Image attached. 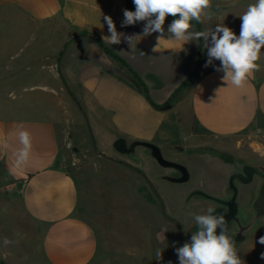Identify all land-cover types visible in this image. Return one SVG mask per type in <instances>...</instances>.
<instances>
[{
    "label": "crops",
    "instance_id": "crops-1",
    "mask_svg": "<svg viewBox=\"0 0 264 264\" xmlns=\"http://www.w3.org/2000/svg\"><path fill=\"white\" fill-rule=\"evenodd\" d=\"M254 2L211 0V18L200 26L193 21L192 31L225 24L239 35V16ZM124 9L134 11L133 0H0V264H158L157 249L163 250L164 264H179L175 249L190 241L193 231L179 235L173 222L185 220L174 214L175 198L160 184L175 171L160 166L142 146L133 157L119 153L114 148L119 138L157 145L190 174L196 159L223 164L227 171L217 182L203 171L205 181L192 186L217 197H226L234 170L226 154L263 167L264 55L249 83L227 85L223 70L217 71L219 60L205 67L209 57L202 39L182 48L162 40L154 51L159 34L143 36L146 21L121 27ZM104 15L111 16L118 33L141 34L132 48L123 37L116 45L102 40L110 35ZM172 19L163 26L166 40ZM201 49L199 75L188 82ZM169 101L168 110L155 107ZM19 125L33 137V155L23 169L14 167V152L22 147L15 135ZM91 134L99 154L87 153ZM260 183L254 177L241 187L244 204L248 190L255 202ZM150 185L166 206L165 232L157 229L161 208ZM187 192L179 194L184 208L199 205L205 214L214 206L199 196L185 202ZM111 199L112 216L106 208ZM95 200L104 206L91 218ZM129 203L136 212L123 211ZM129 222L142 230L131 245L119 232ZM254 237L256 242L250 231L236 245L246 264H254L251 252L264 253L259 234Z\"/></svg>",
    "mask_w": 264,
    "mask_h": 264
},
{
    "label": "clouds",
    "instance_id": "clouds-1",
    "mask_svg": "<svg viewBox=\"0 0 264 264\" xmlns=\"http://www.w3.org/2000/svg\"><path fill=\"white\" fill-rule=\"evenodd\" d=\"M133 4L134 11L124 9L121 27L146 21L142 35L146 37L152 33L159 34L154 51L162 40L180 42L182 48L189 41L202 39L209 57L205 67L212 64L213 59L219 60L221 68L217 71L223 70V82L235 87H243L249 83L253 73L260 70L261 66L256 62L264 55L261 51L264 48V0H255L239 16V35L225 24H217L214 30L209 28L192 31L193 21L202 24L205 17L211 18V0H133ZM169 16L173 19L168 26L170 35L166 40L163 26ZM103 20L110 34L102 36L106 43L120 44L123 37L132 48L133 42L141 35L126 36L124 33H118L111 16L104 15ZM209 38L211 47L208 46ZM141 54L144 55L143 52ZM18 129L15 135L22 147L14 152V167L23 169L33 155V137L23 125H19ZM4 147H8L7 142ZM215 210L214 207H208L205 214H192L197 226L196 231L192 233L190 241L175 249L179 264H246L239 256L233 236L229 234L225 214L213 215ZM258 243L264 244V236L259 237ZM162 253L163 250H156L157 261L163 260ZM260 258L264 259V253H261ZM168 264H171V261Z\"/></svg>",
    "mask_w": 264,
    "mask_h": 264
},
{
    "label": "rangeland",
    "instance_id": "rangeland-1",
    "mask_svg": "<svg viewBox=\"0 0 264 264\" xmlns=\"http://www.w3.org/2000/svg\"><path fill=\"white\" fill-rule=\"evenodd\" d=\"M92 139V138H91ZM95 146H96V142H95ZM97 148V147H96ZM94 151V142H88L87 143V153L88 154H92ZM225 159L228 160L229 162L232 163H237L239 160L240 162H248L249 164H251V158L250 159H242L239 157H236L232 154H226ZM239 159V160H238ZM173 161V160H171ZM225 162V160H223ZM222 161V162H223ZM175 162V161H174ZM195 166L192 168V178H190V180L186 183H181L180 185L174 184L172 182L169 181H160L161 186L164 187V190L169 193L171 196H173L174 199V214H176V216H179L181 219H184V223L183 222H177L175 221V223H177L180 226V230H179V235L182 236L183 232L185 230L191 232L193 231L194 226L196 225L194 220L192 219V214H201L202 212V206L199 205H192L189 208H184V205L182 203V198H180L181 195H179L181 193V190L184 191H188L187 192V196L185 199V202L188 201V199L190 198L191 194L195 191V190H202L204 192H207L201 188H193L192 186H195L197 184H199L202 180L205 181V178H203L204 174L203 171H205L206 173V178L211 181V182H217L221 177H224L226 170V167L219 163H213L212 161L200 158V159H196L195 161ZM179 163V162H177ZM255 163V162H253ZM257 164V163H256ZM252 166L259 168V166L255 165V164H251ZM262 169H264V163H262ZM256 179V177H255ZM254 187V186H253ZM209 193V192H207ZM217 197V196H216ZM200 199L204 204L206 205H214L213 202L205 200V199ZM107 213H109L111 216L113 215L114 212V204L112 199L110 201H108L107 203ZM104 206V205H103ZM102 204H100V202L98 200H95L91 203V218H94V216L97 214V210L98 208L101 209ZM254 202H251V207H249V211L251 213V216L255 213L254 210ZM136 207L133 208L132 204H128L126 207H122L124 212H129L130 214L134 212V209ZM141 210L143 211V216H146V209L144 207H141ZM160 212L157 214V217L159 218V226L157 229H159V231L161 232H165V222L167 221V219L169 220L168 217V213L166 212V206L164 204V206H160ZM140 210V209H138ZM136 212V209H135ZM115 227V226H114ZM119 230V228H118ZM111 231L113 232V236L115 233H117V230L115 228L112 227ZM120 231H123V240L126 241V243L128 245H131L134 243V240L137 239V234L139 235V231H142L141 229H135L133 230L130 226V222L126 223V224H122V226H120ZM259 234V237L264 236V216L257 222L256 227L251 231V237L254 239L253 241H255V235ZM258 237V240H259ZM141 238L138 236V239ZM251 238V247H253L254 245H256ZM256 242V241H255ZM138 244L141 245L140 241H138ZM249 255V253H247ZM149 256V255H147ZM145 256V257H147ZM249 259H251V262H253L254 264H264V259L260 258V254L259 253H252L251 252V256L249 257ZM146 260L142 261V263L139 264H152V263H146ZM154 264V263H153ZM158 264H164L163 261H160Z\"/></svg>",
    "mask_w": 264,
    "mask_h": 264
},
{
    "label": "water",
    "instance_id": "water-1",
    "mask_svg": "<svg viewBox=\"0 0 264 264\" xmlns=\"http://www.w3.org/2000/svg\"><path fill=\"white\" fill-rule=\"evenodd\" d=\"M89 127V126H88ZM90 130V129H89ZM91 132V131H90ZM92 141L94 142V152L99 154L97 151V148L95 146V139L93 135L91 134ZM142 146L145 148H148L150 150V155L152 158H154L157 163L164 167L173 169L175 171V174H168L162 176V179L172 182V183H186L190 180L191 174L188 170V168L181 164L174 161H171L163 155V152L161 148H159L157 145L149 143V142H143V141H134L132 143H128L125 139L119 138L114 143V148L119 153L133 157L135 155V150L137 147ZM103 155V154H102ZM245 174L246 178L243 180V183L248 184L252 183L254 180V177L259 174V170L254 166H246L245 167ZM264 178V174L262 176ZM236 175H233L229 179V191L233 193V197L231 200L226 201L221 198H218L216 196H213L207 192H204L202 190H195L191 196H199L201 198L217 202L219 204H225L228 205L231 208L232 216H226V220L228 222V229L230 228L231 222L233 220H238V202H237V194H238V188L235 184ZM141 196L144 198H147L148 190L143 189L141 191ZM149 198V196H148ZM254 210L255 213L251 216L250 220L247 222V224L241 229V231L238 234V237L235 239L236 245L243 242L246 239V233L252 231L256 225L257 222L264 216V186L261 188L259 195L257 199L254 202Z\"/></svg>",
    "mask_w": 264,
    "mask_h": 264
},
{
    "label": "flooded vegetation",
    "instance_id": "flooded-vegetation-1",
    "mask_svg": "<svg viewBox=\"0 0 264 264\" xmlns=\"http://www.w3.org/2000/svg\"><path fill=\"white\" fill-rule=\"evenodd\" d=\"M239 160V159H238ZM246 166H251V164H249L248 162H240V160L237 163H234V170L232 171L231 175L229 176V179L231 176L236 175V179H235V184L238 188V194H237V202H238V215L237 218L238 220H233L231 222L230 228H229V234L231 236H233L234 240L238 237L239 232L241 231V229L247 224V222L250 220L251 218V213L249 211V207H251V190H248V196H247V204H244L241 200V194H242V190L241 187H248L251 185V183L245 184L243 183V180L246 178V174H245V167ZM259 170V174L256 175L255 177H258L261 180L260 186H259V190H258V195L259 192L261 190V188L264 186V178L263 176V172L261 170V168H257ZM152 189L154 190V192L156 193V195L158 196V200H159V204L160 206H164L163 200L159 197V194L157 193V190L155 189V187L151 186ZM144 187H142L141 189H143ZM226 192V197H218L221 198L223 200L229 201L232 199L233 197V193L231 191H229V180L225 189ZM258 197V196H257ZM191 197L188 199L190 200ZM257 199V198H256ZM207 200V199H205ZM210 201V200H208ZM214 203V208L216 209L212 214L213 215H217L220 213H224L225 216H232L231 213V208L228 205L225 204H219L217 202L211 201ZM173 224H176V226L178 227V230H180V226L173 222ZM196 225L193 228V232L196 231ZM220 229H217V234H219Z\"/></svg>",
    "mask_w": 264,
    "mask_h": 264
},
{
    "label": "trees",
    "instance_id": "trees-1",
    "mask_svg": "<svg viewBox=\"0 0 264 264\" xmlns=\"http://www.w3.org/2000/svg\"><path fill=\"white\" fill-rule=\"evenodd\" d=\"M198 25L200 26V23H198ZM202 59H203V50L201 49L199 66H198L197 70L193 73V75L189 78L188 82H191V81L195 80L198 77V75H199V69H200V66H201V63H202ZM142 86H143V89H144L145 94L148 96V90H147V88L143 84H142ZM172 105H173V102L172 101H169L168 103H166L163 106H155V107H157V108H159L161 110H168V109H170L172 107Z\"/></svg>",
    "mask_w": 264,
    "mask_h": 264
}]
</instances>
